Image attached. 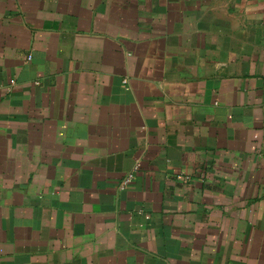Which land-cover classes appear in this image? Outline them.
<instances>
[{"label": "crops", "instance_id": "obj_1", "mask_svg": "<svg viewBox=\"0 0 264 264\" xmlns=\"http://www.w3.org/2000/svg\"><path fill=\"white\" fill-rule=\"evenodd\" d=\"M0 264H264V0H0Z\"/></svg>", "mask_w": 264, "mask_h": 264}, {"label": "built area", "instance_id": "obj_2", "mask_svg": "<svg viewBox=\"0 0 264 264\" xmlns=\"http://www.w3.org/2000/svg\"><path fill=\"white\" fill-rule=\"evenodd\" d=\"M10 90V89H9ZM140 168V164H136L133 171L129 172L123 179L121 182V188H126L130 183L133 182V180L135 179L136 173Z\"/></svg>", "mask_w": 264, "mask_h": 264}]
</instances>
